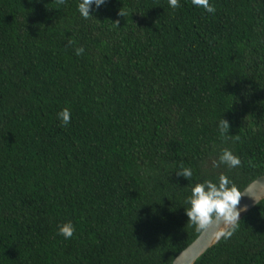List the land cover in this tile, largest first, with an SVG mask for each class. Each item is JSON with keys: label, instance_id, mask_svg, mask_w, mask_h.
Segmentation results:
<instances>
[{"label": "trees", "instance_id": "trees-1", "mask_svg": "<svg viewBox=\"0 0 264 264\" xmlns=\"http://www.w3.org/2000/svg\"><path fill=\"white\" fill-rule=\"evenodd\" d=\"M80 2L0 0V264H171L191 187L264 175V0ZM194 264H264V198Z\"/></svg>", "mask_w": 264, "mask_h": 264}, {"label": "clouds", "instance_id": "clouds-1", "mask_svg": "<svg viewBox=\"0 0 264 264\" xmlns=\"http://www.w3.org/2000/svg\"><path fill=\"white\" fill-rule=\"evenodd\" d=\"M66 0H55V3L64 5ZM105 3V0H81L78 4V12L84 19L93 18L90 15L91 6L95 5L99 8ZM192 5L202 8L209 14H214L216 8L210 4L209 0H191ZM171 8H178L179 0H168ZM129 13L120 8L118 11L119 17H125ZM120 21L116 20L113 24L117 27ZM75 41L69 39L68 44L74 45ZM84 49L82 47L75 48L77 56L82 55ZM58 119L62 125L67 126L71 121V111L69 108H63L58 114ZM229 122L225 119H219L218 129L222 138H231L227 133L229 131ZM235 140H239V135L234 136ZM225 164L229 168H238L241 166V161L238 156L234 155L229 149L222 150L221 155L217 162H214V167ZM176 175L183 177L186 180L192 178V169L180 165V171ZM248 195L254 201L256 198L251 196L248 192H241L240 189L228 179L224 174L218 177V183L211 180H205L203 183H196L191 187V194L188 196L184 203L188 205L184 209L185 215L188 218L187 223L194 226L197 232L208 231L215 229L213 236L216 239L223 237L225 239L231 237L234 231L240 224L239 217L242 212L247 211V207L239 208L238 205L242 195ZM257 202V201H256ZM75 232L74 225L69 221L58 226V234L63 236L66 240L73 238Z\"/></svg>", "mask_w": 264, "mask_h": 264}, {"label": "water", "instance_id": "water-1", "mask_svg": "<svg viewBox=\"0 0 264 264\" xmlns=\"http://www.w3.org/2000/svg\"><path fill=\"white\" fill-rule=\"evenodd\" d=\"M241 192H248L251 196L256 198L257 202L246 194L242 195L238 209L246 206L247 211L241 213L239 220L264 198V175L258 176L247 184ZM214 231L215 229H209L208 231L200 232L199 235L174 258L171 264H194L200 256L222 239V237L216 239L213 236Z\"/></svg>", "mask_w": 264, "mask_h": 264}]
</instances>
